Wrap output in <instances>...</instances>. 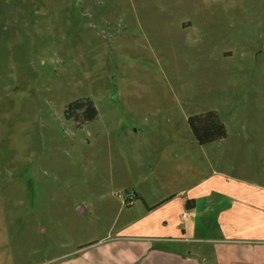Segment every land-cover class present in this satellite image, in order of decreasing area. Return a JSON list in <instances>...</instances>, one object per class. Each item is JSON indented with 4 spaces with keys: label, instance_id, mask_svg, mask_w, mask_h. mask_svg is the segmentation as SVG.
<instances>
[{
    "label": "rangeland",
    "instance_id": "374dc122",
    "mask_svg": "<svg viewBox=\"0 0 264 264\" xmlns=\"http://www.w3.org/2000/svg\"><path fill=\"white\" fill-rule=\"evenodd\" d=\"M81 98L96 116L77 124L64 109ZM208 110L261 139L221 170L264 180V0H0V264L143 251L159 235L118 232L153 216L131 193L152 154L124 132L190 131ZM188 234L192 264H244Z\"/></svg>",
    "mask_w": 264,
    "mask_h": 264
},
{
    "label": "crops",
    "instance_id": "0c3cea01",
    "mask_svg": "<svg viewBox=\"0 0 264 264\" xmlns=\"http://www.w3.org/2000/svg\"><path fill=\"white\" fill-rule=\"evenodd\" d=\"M139 130L125 131L126 142L136 143L144 151L148 148L152 155L151 161L135 165L138 172L145 168V179L134 178L131 193L143 204L145 215L153 216L149 220H132L118 233L126 237H159L139 236L146 244L143 251L129 252L133 256H126L123 263L192 264L186 238L196 231L211 234L202 239L216 243L211 255L217 259L221 256L219 245L225 247L229 257L244 264L264 263V180L249 171L243 177L236 176L219 165L224 159L229 168H235L230 151L253 146L260 138H249L248 131H236L230 138L226 132L223 138L198 144L190 131ZM137 136H144L141 142ZM226 144L228 160L220 155ZM195 251L197 255L206 254L199 248ZM68 261L65 264H94Z\"/></svg>",
    "mask_w": 264,
    "mask_h": 264
},
{
    "label": "trees",
    "instance_id": "16d2710c",
    "mask_svg": "<svg viewBox=\"0 0 264 264\" xmlns=\"http://www.w3.org/2000/svg\"><path fill=\"white\" fill-rule=\"evenodd\" d=\"M64 115L72 118L77 124L92 120L96 109L88 98L76 99L66 105ZM186 123L198 144H204L225 137L226 130L213 110L187 116ZM187 203V202H186Z\"/></svg>",
    "mask_w": 264,
    "mask_h": 264
}]
</instances>
